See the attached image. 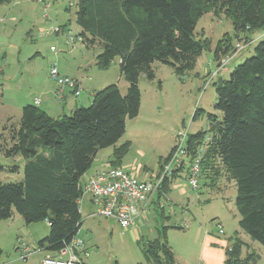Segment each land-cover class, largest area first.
I'll return each instance as SVG.
<instances>
[{
    "label": "trees",
    "instance_id": "trees-1",
    "mask_svg": "<svg viewBox=\"0 0 264 264\" xmlns=\"http://www.w3.org/2000/svg\"><path fill=\"white\" fill-rule=\"evenodd\" d=\"M210 12L230 18L240 37L264 29V0H77L79 37L87 45H102L96 57L100 69L119 59L128 87L123 92L118 84L107 85L94 92L89 106L80 105L59 118L28 103L18 121L4 124L0 155L9 163L0 161V171L16 173L23 160L24 172L20 181H0V219L19 214L27 224L46 220L50 231L40 240L41 249L56 254L69 245L83 224L79 203L83 176L101 149L119 142L126 120L139 114L140 74L153 80L156 61L179 75L192 71L211 46V40L198 38L196 32L199 20ZM233 47L230 38L218 42L214 58ZM214 84L215 111L207 113L206 128L188 133L187 154L163 182L154 204H160L170 183L188 166L186 158L191 163L203 149L200 176L210 186L223 172L235 181L239 226L264 246V36L252 56L235 66L228 79L220 77ZM129 147V142L115 146L111 164L118 166ZM170 227L182 228L164 226L159 237L143 243L146 261L140 264H176L168 241ZM243 245L236 236L227 264L257 263L256 253L241 257Z\"/></svg>",
    "mask_w": 264,
    "mask_h": 264
},
{
    "label": "rangeland",
    "instance_id": "rangeland-1",
    "mask_svg": "<svg viewBox=\"0 0 264 264\" xmlns=\"http://www.w3.org/2000/svg\"><path fill=\"white\" fill-rule=\"evenodd\" d=\"M76 8L77 0H13L0 3V131L5 123L20 119L22 105L27 104L30 98L33 100L39 89L51 88L46 77L50 76V69L55 63L61 73L64 71L71 77L82 79L84 89L81 96L73 95L81 98L84 106L91 104L92 100L88 97L94 87L100 90L107 85L118 84L123 92L126 91L128 81L120 71L119 59L116 58L108 68L100 69L96 57L102 51V45L98 42L87 45L79 37L81 28L76 22ZM70 31L75 35L73 42L67 38ZM196 32L198 38L211 40L210 48L198 57L196 67L185 75H179L171 66L156 61L152 64L155 72L153 80L142 72L139 77V114L126 120L122 138L116 145L101 149L96 162L108 157L112 159L114 156L108 155L109 152L113 153L115 146L129 142V150L122 157L124 167L139 178L160 172L161 164L166 163L165 158L178 141L180 132L190 134L207 127V113L215 111V81L220 77L228 79L235 66L254 54L255 44L264 29L240 37L235 35L230 18L210 12L199 20ZM229 38L234 47L215 59L217 43ZM198 110L200 113L194 119ZM0 161L9 163V159L2 155ZM186 163L188 166L177 178L184 185L185 193L173 189L162 196L161 203L151 207L148 221L137 220L138 232L133 231L132 226L122 228L114 219L91 216L93 207L87 201L89 195L84 194L81 204L83 224L77 238L84 241L89 252L86 264L145 263L143 243L159 237L167 225L181 226L197 221L209 226L219 217L228 221L226 228L236 225L232 217L233 211L239 215L235 181L223 172L215 186H210L207 178L200 176L199 186L194 188L189 184L190 163L187 158ZM23 168L21 160L18 172L0 171V181L22 180ZM49 231L46 220L27 224L19 214L0 219V247L3 250L0 264H41L47 254L57 255L39 246L40 240ZM167 234L170 242L180 232L170 227ZM18 238H22L32 250L27 260L22 257ZM254 242L264 251L261 243Z\"/></svg>",
    "mask_w": 264,
    "mask_h": 264
},
{
    "label": "built area",
    "instance_id": "built-area-1",
    "mask_svg": "<svg viewBox=\"0 0 264 264\" xmlns=\"http://www.w3.org/2000/svg\"><path fill=\"white\" fill-rule=\"evenodd\" d=\"M68 41L73 42L75 35L69 32ZM52 50L55 47L52 46ZM50 77L57 84V95L60 99L64 97V91L69 88L75 95L79 96L83 90L79 79L63 74L55 63L50 69ZM40 99L36 100V104ZM188 132H180L177 136V142L174 145L170 159L163 164L161 171L150 178H139L134 172L121 167L108 164L106 167L92 172L85 173L82 178L83 194H88L95 209L92 212L94 216L116 220L122 228H128L136 224L140 217H147L150 213V207L155 199V193L161 190L166 178H170L175 167L181 164L186 156V139ZM203 149L189 165V184L197 188L201 175V160ZM156 194V195H157ZM84 196V195H83ZM83 203V197L79 200ZM219 232L224 233V228L218 224ZM23 252V259L27 260L32 254V250L20 241ZM57 255H47L41 260V264H85V258L89 252L83 240L77 238L65 248L56 253Z\"/></svg>",
    "mask_w": 264,
    "mask_h": 264
},
{
    "label": "crops",
    "instance_id": "crops-1",
    "mask_svg": "<svg viewBox=\"0 0 264 264\" xmlns=\"http://www.w3.org/2000/svg\"><path fill=\"white\" fill-rule=\"evenodd\" d=\"M260 36L263 37L264 33L261 34ZM62 72L63 74L68 75L67 72H64V71ZM46 78L47 80L50 81L51 88L46 89V90L39 89L37 93H35L33 100L32 98L28 99L29 101L27 102V104L36 103V100L40 99L39 106L42 107L49 115H51L54 118H59L65 114H70L78 106L84 105L83 104L84 102L82 101V99L75 97L69 88L65 89L64 97L63 99L60 100V98H58L59 96H57V93H56L57 88H58L57 84L53 82L52 78L49 75ZM77 79H79V77ZM79 80L81 81L83 89H84V82L82 81L81 78ZM96 90H97V87H94L91 89L90 96L88 97L89 100H92L93 94ZM82 92L80 93L79 97L81 96ZM23 106L24 105H22V108ZM10 117H13V115H10ZM18 120H15V121H18ZM110 154L111 155L113 154L112 151H110L108 155ZM96 159H97V156L94 160L92 168L87 172V174H91L92 172L96 170L104 168L108 164H111L113 161V158L111 159L110 157H108V159H104L101 161L97 160V162H96ZM118 166L124 167L122 165V162L118 164ZM124 168L128 169V167H124ZM85 177L86 176L84 175V178ZM150 177H147V178H150ZM177 178L173 179L172 183H170L169 191L173 189H180L181 193H185L186 190L184 188V185L178 182ZM165 196H166V193H165ZM87 201L89 205H91V208L93 207V209L90 212V215L94 216L92 215V212L94 211L95 207L93 203L91 202L90 197ZM153 205H155L154 201L151 207ZM151 207H150V211H151ZM80 208H81V205H80ZM149 214L147 217L138 218V220L148 221ZM232 217L236 221L235 223L236 225L234 227L226 228L225 223H227L228 221H226L225 218L223 217L222 218L219 217L220 219H218L217 221L214 222V224H211L209 226L204 225L201 222L199 223L197 221H196L197 223L195 222L194 224H191L189 221V223L188 222L183 223L181 225L182 228H175L180 232V234H178V236L174 239V241H170L169 243L174 252L176 264H227V251L232 248V245L235 241L236 236H239L245 243V245L242 246L241 257H245L251 253H256L259 255V259L257 260L256 264H264V251L261 250V248L256 247L255 242H254L255 240L253 238H252L253 240H251V238H248L247 236L248 234L240 228L239 226L240 216L236 214L235 211H233ZM218 224H221L223 226L224 233L221 234L219 232ZM131 228L133 231L138 232L139 226H137V223H136ZM18 239L19 241H23L22 238L21 239L18 238Z\"/></svg>",
    "mask_w": 264,
    "mask_h": 264
}]
</instances>
